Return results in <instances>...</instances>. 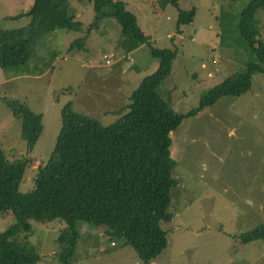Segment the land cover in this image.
<instances>
[{
    "label": "rangeland",
    "instance_id": "obj_1",
    "mask_svg": "<svg viewBox=\"0 0 264 264\" xmlns=\"http://www.w3.org/2000/svg\"><path fill=\"white\" fill-rule=\"evenodd\" d=\"M119 1L135 15L151 44L177 49L172 74L159 92L178 113L195 107L201 95L227 75L258 61L236 30L239 12L250 0H179L180 8H194L192 20L180 25L179 33L176 7L158 11L156 0ZM31 3L0 0V27L26 25L27 16L5 17L28 11ZM69 5L74 19L82 24L81 31L55 29L40 35L23 65L0 67V146L8 159L25 162L20 192L32 188L36 167L48 158L59 130L61 106L71 101L74 109L107 125L117 117L110 112L125 106L140 80L157 67L148 43L126 54L120 51V27L113 18L104 17L88 30L92 2L69 0ZM255 17L264 41V10ZM84 35V49L67 50L73 39ZM3 98L41 114L42 131L30 150L18 118ZM170 136L176 163L172 176L178 181L170 190L169 209L174 217L161 224L168 231V245L153 262L264 264L262 240L241 243L237 238L241 231L264 222V72L252 74L246 92L222 96L185 117ZM11 222L9 215L0 216V231ZM30 224L27 241L40 256L36 264H56L55 239L64 221L30 220ZM78 225L80 238L71 264H142L132 247L109 239L104 227Z\"/></svg>",
    "mask_w": 264,
    "mask_h": 264
},
{
    "label": "trees",
    "instance_id": "obj_2",
    "mask_svg": "<svg viewBox=\"0 0 264 264\" xmlns=\"http://www.w3.org/2000/svg\"><path fill=\"white\" fill-rule=\"evenodd\" d=\"M93 16L88 27L104 17L113 18L120 27L117 46L126 52L148 43L154 71L145 75L129 94V102L111 111L117 117L102 125L88 113L74 109L71 101L61 106L60 126L45 163L36 167L32 188L18 191L25 162L10 160L0 146V216L12 222L0 231V264H36L40 256L28 244L30 220L64 221L55 239L56 264H71L79 222L102 226L109 239H119L133 248L142 264H150L168 245L170 190L178 184L172 176L171 157L174 131L185 117L193 116L222 96H238L251 86L252 74L264 72V41L255 15L264 10V0H250L239 12L236 30L258 59L235 71L200 97L186 113H178L163 98L159 86L169 76L177 49L155 46L139 27L135 15L119 0H89ZM179 0H156L158 11L170 5L177 8L176 30L189 23L194 8L182 9ZM27 16L20 27H0V67H20L28 59L36 39L55 29L81 31L82 24L71 14L69 0H32L28 11L6 16L17 20ZM85 35L73 39L68 51L84 49ZM20 122V133L30 150L42 131L41 114L23 104L5 99ZM241 243L264 242V222L241 231Z\"/></svg>",
    "mask_w": 264,
    "mask_h": 264
},
{
    "label": "crops",
    "instance_id": "obj_3",
    "mask_svg": "<svg viewBox=\"0 0 264 264\" xmlns=\"http://www.w3.org/2000/svg\"><path fill=\"white\" fill-rule=\"evenodd\" d=\"M182 29H183V27H181L180 26V30L179 31H177L178 33L179 32H181L182 31ZM168 35H170V33H167ZM144 63V62H143ZM149 63L151 64V60L149 61ZM120 65H121V63L120 62H118V64H117V67L118 68H120ZM135 68H138L137 66H134ZM172 71H173V68L171 69V73L169 74V75H171L172 74ZM127 82V81H126ZM130 83L128 82V84L127 83H125V85L126 86H128ZM202 111V110H201ZM151 264H156L155 262H151Z\"/></svg>",
    "mask_w": 264,
    "mask_h": 264
},
{
    "label": "built area",
    "instance_id": "obj_4",
    "mask_svg": "<svg viewBox=\"0 0 264 264\" xmlns=\"http://www.w3.org/2000/svg\"><path fill=\"white\" fill-rule=\"evenodd\" d=\"M104 59H105V60H104V62H105V63H108V60L106 59V57H105V56H104Z\"/></svg>",
    "mask_w": 264,
    "mask_h": 264
}]
</instances>
